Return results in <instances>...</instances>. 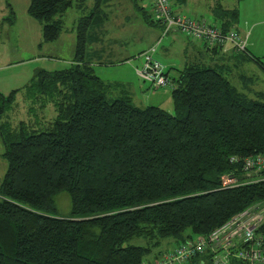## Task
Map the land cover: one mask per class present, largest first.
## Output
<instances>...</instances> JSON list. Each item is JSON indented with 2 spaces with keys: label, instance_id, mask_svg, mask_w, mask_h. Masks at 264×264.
<instances>
[{
  "label": "trees",
  "instance_id": "16d2710c",
  "mask_svg": "<svg viewBox=\"0 0 264 264\" xmlns=\"http://www.w3.org/2000/svg\"><path fill=\"white\" fill-rule=\"evenodd\" d=\"M102 2L94 0L89 14L78 19L74 58L67 67L37 69L21 89L0 92L6 161L0 264L151 263L208 236L246 207L264 203V172L243 185L220 182L226 173L242 178L240 163L230 162L231 156L264 153V95L252 99L240 93L220 66L195 62L171 72L153 56L170 76L173 112L134 105L123 84L103 80L85 59L90 26L105 15ZM209 3L213 20L223 30L234 29L237 10L224 0ZM72 5L71 0H29L27 12L41 23L43 42L59 37L62 16ZM142 12L148 24L160 26ZM160 35L151 45L153 54L165 36L162 27ZM234 49L259 61L247 48ZM19 91L29 103V118L12 125L3 117ZM114 91L119 96L109 99ZM47 102L55 116L37 117V108ZM59 192L70 196L65 217L55 213ZM258 233L264 235V222ZM165 239L175 243L153 252ZM207 250L185 264H212Z\"/></svg>",
  "mask_w": 264,
  "mask_h": 264
},
{
  "label": "rangeland",
  "instance_id": "374dc122",
  "mask_svg": "<svg viewBox=\"0 0 264 264\" xmlns=\"http://www.w3.org/2000/svg\"><path fill=\"white\" fill-rule=\"evenodd\" d=\"M72 1L73 6L67 9L62 16L64 27L59 37L52 42H43L41 23L27 12L29 0H0V91L2 93L7 94L12 89L24 87L37 69L58 70L67 67L71 63L76 44L77 19L82 15H87L88 10L94 3V0H86L85 3L90 6L83 12L80 9L82 5H76L77 0ZM144 3L148 13H150V0H144ZM171 3L174 9L178 5L176 0H171ZM129 4V0H120L119 8L115 9L116 14L114 15L118 19L114 22L113 28L110 29L111 37H102V43L99 44L102 50H95L98 44H90L88 39L85 52H88V55H86V58L91 59L94 63L99 61L104 62V64H111L109 66L97 64L94 68L96 74L103 80L109 82L125 81L123 83L128 82L137 86L139 84L145 86L141 91L136 90L133 96L130 94L134 105L138 107L156 105L173 112L171 86L154 89L136 76V68H140L144 62V59L139 57L141 52L137 53L143 49L144 39L140 41L133 40L144 30L139 25L132 28H130V25L131 23L133 25L137 23L133 21V16L136 14L142 16L143 13L136 9L130 10ZM209 4V0H186L185 3H182V9L180 10L181 13H187L186 15L190 17H201L213 21L208 7ZM224 4L236 9L239 13L237 20L233 22V28L238 31L241 30L243 33L249 32L245 36L246 48L252 51L259 61L243 58L244 61L238 67H235V61H232L231 65L230 63H222L217 57H212V67H222V71L232 85L240 93L247 94L249 98H256V93L264 95V0H224ZM127 13L132 14L130 25L123 20ZM145 28L148 30L157 29L150 25H145ZM169 34L161 38V42L157 45L153 56L167 68L171 66L170 64H173V67L181 68L185 58L190 56L189 53H184L183 49L186 42L191 44L192 40L188 41L189 38L181 33H176L173 36L174 38ZM159 35L160 32L157 29L155 33H152L149 40L156 39L155 43ZM113 39L117 41H113ZM193 44L198 45L201 49L204 48V44L199 40L193 42ZM252 44L254 48L251 46ZM230 46L231 44H227L225 48L229 49ZM166 47L168 48L166 49ZM95 51L97 52L96 55L93 54ZM98 54L99 57H97ZM199 58V61L204 64L207 63L208 59L204 60L202 56H199ZM126 63L127 65H123ZM241 74L244 77L240 79L239 75ZM118 96L119 93L114 91L108 97L109 99H115ZM28 107L29 103L23 91H19L16 94L12 109L8 110L7 116H4L3 119H9L12 125H17L21 120L26 121L29 118ZM36 116L45 119L53 118L55 116L53 103L47 102L44 108H37ZM2 150L0 140V153ZM5 170L6 161L0 154V183ZM54 202L57 215L65 217L70 214L71 202L67 192L55 194ZM134 243L143 245L144 241L134 239ZM174 243L171 239H165L153 252L163 250Z\"/></svg>",
  "mask_w": 264,
  "mask_h": 264
},
{
  "label": "built area",
  "instance_id": "2783aa9c",
  "mask_svg": "<svg viewBox=\"0 0 264 264\" xmlns=\"http://www.w3.org/2000/svg\"><path fill=\"white\" fill-rule=\"evenodd\" d=\"M151 19L162 27V35L181 33L191 40L202 41L208 48H225L231 44L238 50H246V39L235 30H223L220 25L204 18L190 17L173 10L170 0H150ZM155 45L141 52L143 65L135 72L139 78L156 88L172 86L164 66L153 57ZM230 162L240 163V176L226 173L221 176L222 187H234L245 181L257 180L264 172V153L231 156ZM264 203L258 202L232 216L212 230L208 236H198L195 242L177 246L151 263L185 264L189 257L207 251L212 264H230L231 260L243 264H264V235L258 229L264 222Z\"/></svg>",
  "mask_w": 264,
  "mask_h": 264
},
{
  "label": "crops",
  "instance_id": "0c3cea01",
  "mask_svg": "<svg viewBox=\"0 0 264 264\" xmlns=\"http://www.w3.org/2000/svg\"><path fill=\"white\" fill-rule=\"evenodd\" d=\"M102 1L103 2H102V5H101V8H102V11L104 12L105 15H104V17H102V20L99 23H97L95 25H91L90 26V29H89V31H90V33H89V35H90L89 36V43L90 44L91 43L98 44V46L96 47L95 50H98V49L99 50H102L101 46L99 45V44L102 43V40H103L102 37H106V36H110L111 37L110 29L113 28L114 22H116V20L118 19V17L117 16H114V15L116 14L115 9L119 8L118 5H120V0H102ZM129 2H130V4H129L130 10L136 9V10H139V11L142 12V9H143V10L147 11V7H146V4L144 3V0H129ZM170 2H171V0H170ZM185 2H186V0H176V3L178 5H177V7H175V9L172 7L173 10L176 11V12H180L181 13V10L180 9H182L181 8L182 3H185ZM93 4H92V7H93ZM76 5H79L78 2H77ZM81 5L82 6L80 7V9H82L83 12L90 6V5L86 4V3H83ZM171 5H172V3H171ZM92 7L88 10V13L87 14H89V12L91 11ZM184 14H187V13H184ZM125 15H126L125 16V19H123V20L125 22H128L129 25H130V23H131L130 21H131V18H132V14L131 13H127ZM133 17H134L133 21L137 22L138 24L135 23V25H133L131 23L130 28H132L134 26L137 27V25H139L144 30V31H142L141 34H139L138 36H136L134 38V40H133V41H140L141 39H144L143 40V46H142L143 49H141L140 51L137 52V53H140V52L146 50L147 48H149V46H151L154 43V41L156 39L155 40L154 39L149 40V39L151 38L152 33L153 32L155 33L157 31V29L161 33V27L158 26V25L148 24L145 21L143 15L140 16V15H137L136 14ZM79 18H81V17H79ZM78 19H77V21H78ZM212 22L217 23L215 20H213ZM145 25H150V26L156 27L157 29H150V30H148L147 28H145ZM218 25H220V24H218ZM233 30H235L238 34H240V36H242L244 38L249 33V32L243 33L241 30L238 31L236 29H233ZM95 34H97V35H95ZM175 34L176 33L173 32L172 34H169V35H171L172 38H174L173 36H175ZM159 36H161V35H159ZM190 40L191 39H189L188 41H190ZM113 41H117V40L116 39H113ZM195 41H197V40H192L191 41V44L188 43V42H186L185 47L183 49V52L184 53H189L190 56H189V58H185V60L182 63V67L181 68L180 67H173V64H170L171 66L167 68L161 61L160 62L166 67V69L170 70L171 72H174V71H177L179 69L184 68L185 66H187V65H189L191 63H195V62L203 63L202 61H199L200 60L199 56H202V58L204 60L208 59L207 60V63L208 64H212V57H214V58L217 57L218 60L221 61L222 63H230L231 65H232V61H235V64H234L235 67H238V65H240V63L244 61L243 58L252 60L250 57L244 56L243 54L241 55L239 53H236V50L234 48H232V46H230L229 49L223 48V50H219L217 53H214L211 50L207 49V47H205V44L202 41H201V43L204 44V48L203 49H201L198 45L193 44V42H195ZM160 42H161V40H160ZM251 46L253 47L254 45L252 44ZM167 48L168 47H166V49ZM248 51H249V54L250 55H253V56L256 57V55H254L252 53V51H250L249 49H248ZM93 54L96 55L97 52L95 51ZM163 54H165V53H163ZM86 55H88V52L85 53V59L88 60V62H90V64L93 66V68H96V65L97 64H100V66H109V65H111L110 63L109 64H104V62H99V61H96L94 63L91 59L86 58ZM207 56H209V57H207ZM97 57H99V54L97 55ZM73 58H74V56H73ZM253 60H255V59H253ZM123 65H127V63L126 64H123ZM239 77L241 79L242 77H244V75L241 74V75H239ZM115 82H119L120 84H123L124 87L127 89L128 94L129 95L132 94V96H133V94H135V91L136 90L141 91V89H143L145 87V86H142L140 84L137 86V85H135L133 83H131V84L128 83V82L123 83L125 81H115ZM1 153H2V151H1ZM153 259H154V256H149L146 260H147V262H151Z\"/></svg>",
  "mask_w": 264,
  "mask_h": 264
}]
</instances>
